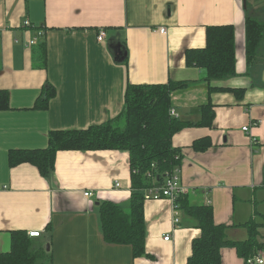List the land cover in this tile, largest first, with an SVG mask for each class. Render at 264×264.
<instances>
[{
  "label": "crops",
  "instance_id": "obj_1",
  "mask_svg": "<svg viewBox=\"0 0 264 264\" xmlns=\"http://www.w3.org/2000/svg\"><path fill=\"white\" fill-rule=\"evenodd\" d=\"M247 11L264 19V0H247L246 7L243 0H0V91L9 96V107L0 109V253L10 251L12 232L46 238L51 227L45 246L53 264H187L201 229L183 211L175 223L168 198L145 201L147 254L134 257L131 245L104 239L100 202L130 201L128 151H59L48 177L32 163H9L11 150L47 147L52 130L115 118L128 83L171 79L192 81L172 94L174 116L193 123L173 137L183 152L182 193L194 205H211L231 239H247L243 224L255 220L264 243V45L248 64ZM225 24L235 28L236 74L212 80L209 94L204 71L187 66L185 52L206 46L208 26ZM48 83L56 94L48 108L37 109ZM208 98L213 125H197ZM204 137L211 146L195 150ZM256 255L264 259V248ZM221 258L247 264L233 247H223Z\"/></svg>",
  "mask_w": 264,
  "mask_h": 264
},
{
  "label": "trees",
  "instance_id": "obj_2",
  "mask_svg": "<svg viewBox=\"0 0 264 264\" xmlns=\"http://www.w3.org/2000/svg\"><path fill=\"white\" fill-rule=\"evenodd\" d=\"M249 6V2H248ZM246 54L248 64L258 56L264 45V19L250 15L245 19ZM206 46L189 48L185 52L186 64L201 68L208 84L209 94L215 90L212 80L223 79L236 74L235 28L232 24L208 26ZM192 81L169 80L167 83H128L124 95V109L115 118L82 129L52 130L48 145L39 149L11 150V166L29 162L40 173L48 177L55 169L57 153L63 150H125L130 153L131 197L127 204L101 201L98 215L104 239L112 244H129L134 257L146 252L145 199L147 189L163 186L176 168L181 167L183 152L174 146L176 133L193 125L171 114L172 94L190 86ZM238 97L243 89H230ZM56 94L51 83L46 84L35 103V108L46 109ZM8 94L0 91V109L8 108ZM200 126L213 125L215 112L208 98L202 106ZM211 146L209 137L194 141L197 151H205ZM175 206L196 221L201 235L194 239L193 253L187 264H222L221 249L233 247L245 261L264 248L259 239V224L247 221L243 226L248 230V238L235 240L228 236L227 224H217L211 205H194L188 196L179 193ZM46 238L30 236L24 230L12 232L11 249L0 253V264H53L51 250L46 242H51L52 228H47ZM41 239V241L39 240Z\"/></svg>",
  "mask_w": 264,
  "mask_h": 264
},
{
  "label": "built area",
  "instance_id": "obj_3",
  "mask_svg": "<svg viewBox=\"0 0 264 264\" xmlns=\"http://www.w3.org/2000/svg\"><path fill=\"white\" fill-rule=\"evenodd\" d=\"M25 25H30V21L26 20L24 22ZM40 35H43V31L40 30ZM166 28L162 27L161 32H166ZM106 38V31L105 29H101L98 33V39L100 41L104 40ZM31 43H35V41H31ZM171 114L174 116L176 115V112L174 109H171ZM244 131L249 132L250 126H244ZM253 143L256 142L255 138H252ZM120 183L117 182V186H119ZM183 188L181 186V168H176L174 172L166 179V182L163 186H153L146 190L144 199L145 201L151 200V199H161V198H168L173 203V213H174V222L179 223L180 222V210L175 206L174 202L179 193H182ZM84 194L87 197H92L93 192L92 191H85ZM39 231H33L30 232V236H40ZM171 236L170 234H167L164 236L165 240H170ZM247 264H264V259L260 255H255L246 260Z\"/></svg>",
  "mask_w": 264,
  "mask_h": 264
},
{
  "label": "water",
  "instance_id": "obj_4",
  "mask_svg": "<svg viewBox=\"0 0 264 264\" xmlns=\"http://www.w3.org/2000/svg\"><path fill=\"white\" fill-rule=\"evenodd\" d=\"M244 1V5H245V7L247 6V0H243ZM122 51H121V49H119V53H121ZM50 249V245L48 244L47 245V250H49Z\"/></svg>",
  "mask_w": 264,
  "mask_h": 264
}]
</instances>
